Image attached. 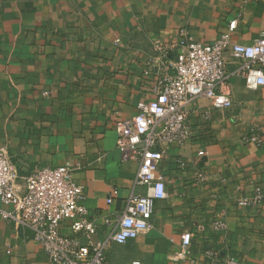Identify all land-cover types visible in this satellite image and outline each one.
Segmentation results:
<instances>
[{
	"label": "crops",
	"instance_id": "1",
	"mask_svg": "<svg viewBox=\"0 0 264 264\" xmlns=\"http://www.w3.org/2000/svg\"><path fill=\"white\" fill-rule=\"evenodd\" d=\"M234 20L232 43L254 44L264 36V0H0V148L17 172V190L37 168L79 165L74 178L94 217L117 216L132 193L146 195L135 185L139 164L122 161L117 123L155 99L186 36L210 43ZM229 72L233 107L197 101L195 139L161 161L168 198L155 202L153 229L112 243L111 264H214L204 255L210 246L264 264V202L237 203L264 190V147L251 141L255 127L264 129V87L248 90L234 65ZM113 190L118 197L108 206ZM220 219L226 226L217 230ZM188 232L191 255L174 262ZM0 264H47L31 234L1 216Z\"/></svg>",
	"mask_w": 264,
	"mask_h": 264
},
{
	"label": "built area",
	"instance_id": "2",
	"mask_svg": "<svg viewBox=\"0 0 264 264\" xmlns=\"http://www.w3.org/2000/svg\"><path fill=\"white\" fill-rule=\"evenodd\" d=\"M237 24V20L230 22L228 30L210 43L186 36L180 43L181 52L170 64L172 73L154 88L155 99L139 103L134 117L117 123V148L122 161L139 164L135 185L147 188L146 195L132 193L119 215L90 214L85 189L74 178L79 165L37 168L26 178L24 190L18 191L17 172L8 151L0 148V216L31 234L43 248L47 264H111L107 249L112 243L125 245L153 229L155 202L168 198L161 161L172 148L195 139L190 117L197 101L207 98L219 110L233 107L231 64L248 90L264 87V36L250 46L233 44ZM253 132L251 141L264 147V129L255 127ZM204 154L201 151L198 155ZM199 178L205 182L204 176ZM117 197L118 191L113 190L107 205H113ZM262 202L264 190L256 188L252 198L243 197L237 203L251 208ZM225 226L223 219L215 222L217 230ZM66 228L70 234L64 233ZM103 229V241L81 243L82 238L91 241ZM192 246L193 234L185 233L180 251L172 260H187ZM204 255L214 264H245L236 256L222 255L214 246L208 247Z\"/></svg>",
	"mask_w": 264,
	"mask_h": 264
}]
</instances>
